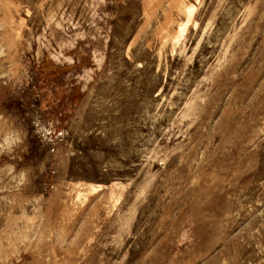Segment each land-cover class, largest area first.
<instances>
[{
    "label": "rangeland",
    "instance_id": "1",
    "mask_svg": "<svg viewBox=\"0 0 264 264\" xmlns=\"http://www.w3.org/2000/svg\"><path fill=\"white\" fill-rule=\"evenodd\" d=\"M0 264H264V0H0Z\"/></svg>",
    "mask_w": 264,
    "mask_h": 264
},
{
    "label": "clouds",
    "instance_id": "2",
    "mask_svg": "<svg viewBox=\"0 0 264 264\" xmlns=\"http://www.w3.org/2000/svg\"><path fill=\"white\" fill-rule=\"evenodd\" d=\"M27 138V129L16 118L0 119V157L7 156L12 161L17 158L22 160L23 156L17 157L16 153L18 149L24 153L28 151ZM5 169L13 180L18 178L20 183L26 182L29 177V169L23 167L18 170L15 163L5 162L0 166V171Z\"/></svg>",
    "mask_w": 264,
    "mask_h": 264
}]
</instances>
